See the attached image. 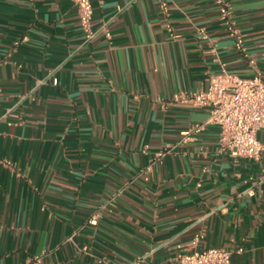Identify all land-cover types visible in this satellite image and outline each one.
I'll return each instance as SVG.
<instances>
[{
  "label": "crops",
  "instance_id": "obj_1",
  "mask_svg": "<svg viewBox=\"0 0 264 264\" xmlns=\"http://www.w3.org/2000/svg\"><path fill=\"white\" fill-rule=\"evenodd\" d=\"M91 1L87 40L71 0H0V264H164L195 234L264 264V165L216 124L182 141L208 112L172 100L222 63L264 80V0H227L246 56L215 0Z\"/></svg>",
  "mask_w": 264,
  "mask_h": 264
},
{
  "label": "built area",
  "instance_id": "obj_2",
  "mask_svg": "<svg viewBox=\"0 0 264 264\" xmlns=\"http://www.w3.org/2000/svg\"><path fill=\"white\" fill-rule=\"evenodd\" d=\"M71 1L77 8L79 25L85 38L93 39L98 30L92 27V1ZM215 3L218 8V20L232 39L234 49L246 56L244 37L233 17L230 4L227 0H215ZM161 7L166 10L165 2H161ZM101 29L109 35L105 28ZM199 33L203 38H207L203 29H200ZM250 62L253 63V60ZM172 100L208 112L206 120L195 122L181 131L182 141L193 138V135L202 131L208 124H216L219 126V150L227 152L232 157H244L264 165V144L258 138V131L264 129V80L259 70L256 69L250 76H242L228 71L222 63L220 71L209 76L203 89L194 93L186 91L174 93ZM3 163L14 168L10 160H4ZM149 169L148 167L147 170ZM248 194L253 195V189H249ZM88 222L96 225L97 214L91 216ZM198 240L199 235L195 234L189 248L180 250L172 261L164 264H231L232 249L213 246L199 250L196 249ZM237 251L241 252L242 248H238ZM142 261L143 257L127 264H141ZM22 264H43V256H32Z\"/></svg>",
  "mask_w": 264,
  "mask_h": 264
}]
</instances>
